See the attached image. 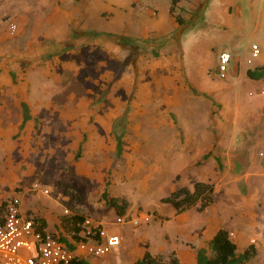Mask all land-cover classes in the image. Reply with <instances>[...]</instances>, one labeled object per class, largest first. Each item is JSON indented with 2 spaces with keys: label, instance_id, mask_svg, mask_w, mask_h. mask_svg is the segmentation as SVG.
I'll return each mask as SVG.
<instances>
[{
  "label": "rangeland",
  "instance_id": "374dc122",
  "mask_svg": "<svg viewBox=\"0 0 264 264\" xmlns=\"http://www.w3.org/2000/svg\"><path fill=\"white\" fill-rule=\"evenodd\" d=\"M171 2L137 0L141 22L151 17L153 8L166 14ZM183 3L178 7L176 3L174 12H183ZM189 12L186 23L165 37L170 44L162 48H149L147 39L136 32L141 39H110V48L85 43L66 45L35 57L36 61L28 65L22 63V67H29L28 77L21 82L29 87L26 102L34 120L24 139L13 137L5 147L18 157L14 159L6 152L0 155V179L6 177L8 183L6 192L0 193V204L18 192L17 186L31 189L30 185L39 180L41 187L50 189L49 197L66 203L70 211L69 215L55 216L49 206L38 207V212L52 220L53 235L71 238V217L75 215L105 223L104 227L116 234L119 229L132 233L143 227L156 228L153 218L138 227L117 224L118 215L102 197L103 191L109 198L111 192L121 193L120 188L132 192V187L144 185L152 161L139 157L136 148L141 147L143 152L155 146L156 157L160 158L163 139L202 137L214 146L211 155L219 157L221 172H225L222 180L220 174L217 176L225 188L214 193L213 207L218 216L227 215L232 222L240 223L246 206L239 198L248 195L249 184L256 183L248 174H264V114L260 109L264 104V78L253 80L246 74L249 69L264 66V0H197ZM229 12L230 17H226ZM182 16L186 17L184 13ZM9 20L17 25L16 35L9 41L23 33L20 52L32 58L35 50H28L29 29L19 31L12 16L2 21L0 46L6 43L2 38ZM252 45L259 50L255 58L251 56ZM222 51L233 57L225 79L217 70V56ZM214 86L224 87V91L217 92ZM115 133L124 135L126 154L123 151L120 159L114 155ZM252 163L254 167L249 169ZM168 168L150 169L147 181L155 200L180 187L170 165ZM2 171L11 173L3 176ZM228 187H234V192L227 193ZM31 199L38 200L34 194ZM127 200L117 201L126 205L125 212L131 210L128 216L133 218V212L139 214L144 205L134 198L127 209ZM58 206L57 213H62L63 206ZM53 208H57L55 203ZM38 212L31 214L39 218L42 215ZM55 219L58 224H54ZM257 246L259 255L249 264L263 263L264 244L258 240ZM160 256L166 259L165 254Z\"/></svg>",
  "mask_w": 264,
  "mask_h": 264
},
{
  "label": "crops",
  "instance_id": "0c3cea01",
  "mask_svg": "<svg viewBox=\"0 0 264 264\" xmlns=\"http://www.w3.org/2000/svg\"><path fill=\"white\" fill-rule=\"evenodd\" d=\"M136 1L28 0V2H25V0H0V27L2 26V21H6L12 16L19 26V31L23 32L29 29L30 44L28 50H35L32 58L29 57V53L20 52V47L24 40L23 33L15 41H9V38L14 36L9 37L7 34L2 38L6 43L2 47L0 46V155L6 152L13 154L12 157L16 159L18 156L14 154L15 151L11 148L6 150V145L13 141V137L16 140L24 139L29 134L30 127L33 126L31 121L34 118L30 113V106L26 102L27 95H29V87L27 83L21 82V80H26L28 77L29 67H22V63L28 65L29 62L36 61L35 57H43L47 52L50 53L56 49V47L60 48L66 45L72 46L85 43L87 46L101 45L102 47L110 48V39L119 40L123 38L132 41L140 38L136 32L140 33L143 39H147L149 48L165 47L168 43L170 44V41L165 37H168L176 27L183 26L186 23L184 21L188 17L186 15L190 14V9H194L197 3V0H184L185 3H183V0H178L177 7L179 4H184L183 12L175 10V13H179L183 20V24L179 25L169 13L170 7L166 14L160 13L159 8H153L154 11H152L153 9L151 10V17L148 18L146 16V19L141 22V8L136 6ZM145 5L147 4L145 3ZM147 7L151 9L148 5ZM183 13L186 17L182 16ZM134 17H137V22ZM226 17H230V12ZM95 22L101 26H95ZM103 24H106V26H103ZM117 25L121 29H118ZM162 53L165 57V52L162 51ZM231 62H233V59ZM214 89L217 92L224 91V87L221 88L220 86H214ZM22 103H25L29 109L30 118L25 122H23L22 116ZM260 109L264 114V104L260 106ZM160 144L163 154L169 159L167 161L162 158L163 154L159 155L160 158L156 157L155 146H149L151 150L143 152H141V147L136 148L139 157L152 161L150 167L146 169L148 170V175L144 178V185L132 187V192L128 191L127 187L124 189L120 188L119 192L123 196L118 192L109 194V198L117 200L118 198L127 200L126 197L128 196L130 203L127 200V209L134 203V198H137V202H141L144 205L139 214L136 215L133 212L135 215L133 218L128 216L131 210L118 216H125L127 221L134 219L144 220L147 212H150L149 215L151 217L147 216H149V220L153 218L157 221V227L151 226L149 230L143 227L132 233H123L119 229L116 230L117 232L119 231L116 234L114 233L115 231L104 227L107 224L99 222L107 233L118 235L121 238L119 249L113 254L102 258L87 257L80 253H78V256L85 258L90 264H105V262L134 264L145 252H149L152 256L165 254L166 257L169 252H173L179 264H196L197 250L208 249L209 241L217 230L224 229L229 235L232 234L229 238L235 244L237 253H242L249 245H253L257 252L253 258L255 259L260 252L259 246H257L258 240L259 243L264 244V174L259 172H249L255 175L248 174L249 178L251 176L255 178L253 180L256 183L249 184L248 195L239 198L243 205L246 206V208H243L244 215L240 223L232 222L233 220L227 215L218 216L216 208L213 207L214 201L201 212L197 210L196 205L177 213L172 206L161 203L159 201L161 197L156 196V200L152 198L153 195L151 196L149 193L150 189L147 181L152 173L150 169L157 167L159 171H164L169 169L168 166L170 165L171 173L176 177V182L179 186L187 187L190 190H192V180L211 182L214 184L213 196L216 191L225 188L223 184H219L217 181V176L220 174L221 177L219 179L222 180L225 172H221L223 164L219 157L214 154L211 155L214 146L206 144L202 137L190 140H184L182 137H170L163 139ZM12 148L14 149L15 147L12 146ZM123 151L124 153L126 152V150ZM152 157L153 159H151ZM217 160H219L220 168ZM207 162L211 164L207 165ZM229 167H231V163ZM253 167V163L249 165V169H253ZM10 173L2 171L3 176H7ZM6 182V177L0 179V193L6 192L4 189L5 186H8ZM34 183L39 184V190L33 188ZM16 188L18 192L14 193V196L19 198V210L23 216L33 218L34 216H32L31 212H38V207L42 205L49 206L55 216H62L63 211L67 209L64 206L66 203H61L59 199L55 200L49 197L51 195L50 189L41 187L39 180H35L30 185L31 189L28 187L29 190L22 185ZM45 189L49 191L47 195L42 192ZM225 190L227 193H230L231 190L234 192V187H228ZM33 194L38 198L36 202L31 199ZM132 194H134V198L131 196ZM46 199H50L52 203L48 204ZM54 203L57 205L55 209L53 208ZM58 204L63 206L62 213H57ZM155 204L157 205L155 206ZM212 208L213 211L211 213L210 210ZM3 209L4 207L0 216L1 220ZM39 214L42 215L39 218L45 223V228L42 232H53L50 226V223L53 224V222L49 216L42 212H38ZM57 220H54V224H58L59 220ZM143 220L140 222L141 225L148 224L149 220L147 222ZM225 225L231 226L230 228H225ZM34 226L38 230L37 224ZM79 234L80 231L76 240L73 236L71 238H63L58 234L54 235L58 240L60 238L65 239V241L59 240L64 245H71L75 248L77 241L80 240ZM261 258L263 260L262 264H264V256H261ZM249 262L245 264H249Z\"/></svg>",
  "mask_w": 264,
  "mask_h": 264
},
{
  "label": "built area",
  "instance_id": "2783aa9c",
  "mask_svg": "<svg viewBox=\"0 0 264 264\" xmlns=\"http://www.w3.org/2000/svg\"><path fill=\"white\" fill-rule=\"evenodd\" d=\"M16 32V23L9 20L6 34L13 37ZM251 53L253 58L258 56L259 50L256 45H252ZM231 61L230 53L222 51L218 54L217 70L220 78H226L227 65ZM261 92L264 95V89ZM33 188L39 190V184L34 183ZM42 192L45 195L49 193L47 189ZM19 204L17 196L5 201L0 222V264H69L74 257H80L78 253L87 257L102 258L120 244L121 238L118 235L107 233L98 221L84 218L80 226V240L77 241L74 250H69L55 235L38 231L31 217L21 215ZM69 214L68 209L63 211V215ZM142 220L127 221L125 216H118L116 223H128L137 227ZM148 220L149 216L146 215L143 221Z\"/></svg>",
  "mask_w": 264,
  "mask_h": 264
},
{
  "label": "trees",
  "instance_id": "16d2710c",
  "mask_svg": "<svg viewBox=\"0 0 264 264\" xmlns=\"http://www.w3.org/2000/svg\"><path fill=\"white\" fill-rule=\"evenodd\" d=\"M178 0H172L169 13L174 17L175 22L179 25L183 24V20L180 15H176L174 12V6ZM247 76L253 80H259L264 78V66H259L254 70H247ZM22 106L23 122L29 120V109L25 103ZM115 135V147L114 155L116 159H120L123 154V134ZM219 168L220 163L219 160ZM192 190L187 187H179L170 192L169 195L161 197L160 202L172 206L177 213L183 212L193 206L197 205L198 211H203L213 203V189L214 184L211 182L191 181ZM102 197L106 200V203L112 206L117 215H123L125 213V204H119L115 198H107L106 191H103ZM5 202L0 205V211L4 207ZM71 229L72 236L76 240L78 239V232L80 226L84 220L82 216L71 217ZM33 222L37 224L38 231H43L45 223L38 217L32 218ZM1 222V218H0ZM60 241L65 239L60 238ZM69 250L74 247L67 245ZM256 248L253 245H249L242 253L236 252L235 244L230 240L229 234L224 229H219L209 241L208 249H198L196 252V264H245L252 260L256 256ZM69 264H90L85 258L74 257ZM134 264H179L173 253H170L166 259L160 255L152 256L149 252H145L141 258H139Z\"/></svg>",
  "mask_w": 264,
  "mask_h": 264
}]
</instances>
